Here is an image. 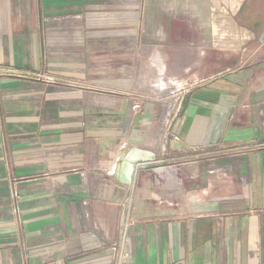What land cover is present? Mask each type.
Returning a JSON list of instances; mask_svg holds the SVG:
<instances>
[{"label":"crops","instance_id":"crops-1","mask_svg":"<svg viewBox=\"0 0 264 264\" xmlns=\"http://www.w3.org/2000/svg\"><path fill=\"white\" fill-rule=\"evenodd\" d=\"M138 39L192 83L170 119L133 110ZM0 127V264H264V0H0ZM127 148L160 172L120 184Z\"/></svg>","mask_w":264,"mask_h":264},{"label":"rangeland","instance_id":"rangeland-1","mask_svg":"<svg viewBox=\"0 0 264 264\" xmlns=\"http://www.w3.org/2000/svg\"><path fill=\"white\" fill-rule=\"evenodd\" d=\"M128 9L133 10L131 7H128ZM113 10L117 11L114 16H116L119 12L122 11L121 8H113ZM149 46L150 44L149 45L144 44L141 42L140 39H138L137 44H136L137 54L135 56L136 59L134 57L135 71H134V75L132 79H135L138 82L137 86H138L139 93L137 94L138 95L137 102L141 104L140 110H141L142 105L145 103L150 104L151 101L158 103V105H161L165 111L164 117L168 115V118L170 119L176 110L175 94H177L176 93L178 92L177 90H179V88L184 91L185 89L188 90V88L191 86L192 83L190 81L184 80V78H182V80H179L180 81L179 83L173 79L174 69L173 67H171L172 65L171 61H172V56L174 54L165 52L164 55H160L161 57L160 59L158 58L159 56L156 54L150 53V55H146V54L141 53L142 50H146V49L148 50L150 48ZM181 54H184V53H181ZM158 60L166 64L165 69L161 64L158 65V62H157ZM151 64L154 65L155 67H158V70L142 71V67L144 66H141V65L150 66ZM137 67H141V69L138 68L139 69L138 70ZM5 72H6V75H9V76H19V77L26 78L24 81L32 83V85H34L32 81H38V83H42L43 85L47 83H60L61 81L59 78L52 77L44 73L43 74L30 73L27 70H24V69L22 70L18 68L14 70L5 69ZM70 84L73 86L77 85L76 83L74 84L73 82ZM158 89H162L163 92H158ZM25 94L29 96L31 95L28 93H25ZM21 120L23 121V119ZM9 121L13 122L12 118H9ZM1 130L2 129H0V133L2 134L3 131ZM11 130L12 131H10V135L12 136V138L16 137V139L19 136L20 137L25 136L27 139H30L34 131L31 125L22 124V123L19 125L14 123V126L12 127ZM6 147L7 146H5V148ZM5 155H9L7 151L6 153H4V151L0 153L1 157ZM7 167L9 168L8 162L6 160L0 159V169L7 171ZM6 177L8 176L3 175V173H0V188L2 190L0 192V215L3 217H6L7 210L13 211L12 206H10L11 208L6 207L7 203L8 204L11 203V192L9 191L5 192V190H3L7 182L5 181ZM13 198L15 199V194L12 195V199Z\"/></svg>","mask_w":264,"mask_h":264},{"label":"water","instance_id":"water-1","mask_svg":"<svg viewBox=\"0 0 264 264\" xmlns=\"http://www.w3.org/2000/svg\"><path fill=\"white\" fill-rule=\"evenodd\" d=\"M159 164V157L155 153L140 148H127L115 165V180L122 185L130 186L138 170H158L163 167Z\"/></svg>","mask_w":264,"mask_h":264},{"label":"built area","instance_id":"built-area-1","mask_svg":"<svg viewBox=\"0 0 264 264\" xmlns=\"http://www.w3.org/2000/svg\"><path fill=\"white\" fill-rule=\"evenodd\" d=\"M140 103L136 102V104L133 106V110L135 112L140 111ZM174 140H177V138H173ZM132 196L131 195H126L123 203H122V216L123 218L121 219V229H120V242L124 243L126 240V235H127V229L129 226L132 224L131 216H130V211L132 209Z\"/></svg>","mask_w":264,"mask_h":264},{"label":"bare ground","instance_id":"bare-ground-1","mask_svg":"<svg viewBox=\"0 0 264 264\" xmlns=\"http://www.w3.org/2000/svg\"><path fill=\"white\" fill-rule=\"evenodd\" d=\"M159 171V170H158ZM160 172V171H159Z\"/></svg>","mask_w":264,"mask_h":264}]
</instances>
